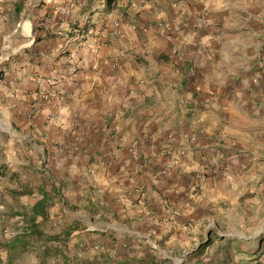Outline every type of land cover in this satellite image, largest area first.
<instances>
[{"label": "crops", "instance_id": "obj_1", "mask_svg": "<svg viewBox=\"0 0 264 264\" xmlns=\"http://www.w3.org/2000/svg\"><path fill=\"white\" fill-rule=\"evenodd\" d=\"M0 264H264V0H0Z\"/></svg>", "mask_w": 264, "mask_h": 264}]
</instances>
